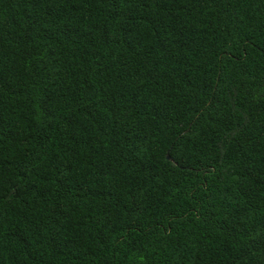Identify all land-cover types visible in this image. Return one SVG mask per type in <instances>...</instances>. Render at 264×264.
Returning <instances> with one entry per match:
<instances>
[{"label": "trees", "instance_id": "1", "mask_svg": "<svg viewBox=\"0 0 264 264\" xmlns=\"http://www.w3.org/2000/svg\"><path fill=\"white\" fill-rule=\"evenodd\" d=\"M0 264H264V0H0Z\"/></svg>", "mask_w": 264, "mask_h": 264}, {"label": "water", "instance_id": "2", "mask_svg": "<svg viewBox=\"0 0 264 264\" xmlns=\"http://www.w3.org/2000/svg\"><path fill=\"white\" fill-rule=\"evenodd\" d=\"M166 157H168V154L166 153V155H165Z\"/></svg>", "mask_w": 264, "mask_h": 264}]
</instances>
